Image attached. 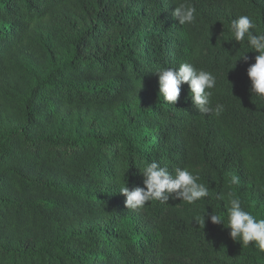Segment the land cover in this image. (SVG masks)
Returning a JSON list of instances; mask_svg holds the SVG:
<instances>
[{
	"label": "trees",
	"instance_id": "trees-1",
	"mask_svg": "<svg viewBox=\"0 0 264 264\" xmlns=\"http://www.w3.org/2000/svg\"><path fill=\"white\" fill-rule=\"evenodd\" d=\"M180 3L194 23L173 19ZM240 15L264 31V0H0V264H264L256 242L194 221H226L229 193L264 218V101L258 53L230 32ZM185 61L216 76L219 115L187 84L175 105L159 95L155 70ZM153 160L209 196L127 209L120 185L143 186Z\"/></svg>",
	"mask_w": 264,
	"mask_h": 264
},
{
	"label": "clouds",
	"instance_id": "clouds-1",
	"mask_svg": "<svg viewBox=\"0 0 264 264\" xmlns=\"http://www.w3.org/2000/svg\"><path fill=\"white\" fill-rule=\"evenodd\" d=\"M172 17L179 21L180 25H190L196 19V8L190 3H180L172 12ZM256 29V31H252ZM230 32L236 42L247 41L248 48L258 53L255 62L250 63L247 68V75L251 81L249 89L252 95L264 101V31L257 28L256 23L249 15H240L230 23ZM246 51L234 61V67L240 60L248 61ZM158 76L159 95L163 100L175 105L180 96L182 85L189 86L190 97L193 105L200 113L215 112L219 115L223 111V105L216 104L211 106L210 98L213 95L212 89L215 88L217 79L212 72L203 68H196L191 62H182L179 67L157 68L154 72ZM140 175L143 178V186L129 188L128 182L121 184L119 194L126 197L124 204L127 209L143 208L150 201L167 203L169 200H181L189 205L196 204L203 198L209 196L208 187L200 181L198 174H194L188 167L175 168L174 172H169L166 166L153 160L142 162L137 165ZM231 184H240L238 176L231 177ZM223 199L221 195L218 197ZM227 219L222 215L208 213L197 215L194 221L205 228L206 218L212 224H223L230 229V237L237 242H242V247L256 242L255 246L259 252L264 253V218H257L252 212L245 210L241 205V200L233 193H229L226 202Z\"/></svg>",
	"mask_w": 264,
	"mask_h": 264
}]
</instances>
